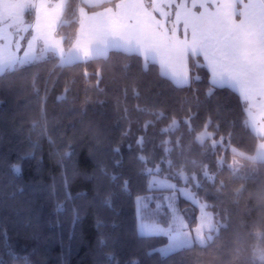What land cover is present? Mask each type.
I'll return each mask as SVG.
<instances>
[{
  "label": "trees",
  "instance_id": "trees-1",
  "mask_svg": "<svg viewBox=\"0 0 264 264\" xmlns=\"http://www.w3.org/2000/svg\"><path fill=\"white\" fill-rule=\"evenodd\" d=\"M117 1L90 7L88 11L113 6ZM77 2L72 0L73 4ZM78 27V13L63 16L56 34L64 38L65 49L71 47ZM55 64V60L42 62L0 78V223L7 229V236L0 239V258L5 264H24L25 258L31 264H109V255L113 257L111 264H129L131 260L139 264H251L254 243H262L254 232L264 231V207L258 206L255 197H249L255 192L253 179L247 181V190L238 205L231 203L230 195L217 194L211 184L206 185L208 202L218 210L226 209L231 216L229 229L222 231L211 247H197L168 258L148 256V247L162 246L166 238L144 239L134 231L135 197L146 194V178L141 174L138 156L159 160L163 141L168 139L172 141L168 145L173 148L172 158L179 159L175 141L182 137L187 145L185 127L181 125L178 131L168 134H162L161 129L172 115L180 118L185 114L192 89H198L196 94L201 101L199 108L193 106V111L199 113L194 126L199 130L210 115L213 126L218 121L222 124L217 137L226 135L230 130L226 114L237 112V94L225 87L217 88L208 97L206 69L201 72L205 82L194 83L192 89H177L159 75L158 65L144 72L142 58L123 53L113 52L107 59L63 69ZM84 71L100 72L99 88L86 86L95 85L96 76L86 82ZM34 73H38L35 87ZM68 81L71 90L65 99L58 100ZM133 87L139 92L138 97L133 94ZM160 109L165 118L156 121L153 113ZM149 120L155 121L154 126L145 129ZM231 130L233 146L240 150L254 143L252 133L242 122ZM141 136L143 151L136 143ZM116 147L120 152L114 151ZM199 151V146L193 145L189 159L202 160L216 171V157L201 158ZM219 154L217 150L216 155ZM231 156L229 150L226 163ZM21 157L22 171L15 175L8 165ZM164 168L167 170L166 164ZM113 175L118 179L112 180ZM124 180L129 181L126 191L121 188ZM219 180L226 181L229 193L242 183L230 178L226 166L218 173ZM256 182H264V169ZM68 194L71 199H66ZM109 195L110 207L104 203ZM200 195L204 196V190ZM58 203L64 204L63 210H57ZM180 206H185L182 198ZM72 209L79 213L75 225ZM236 248L240 250L239 261L235 260ZM9 249L21 259H11Z\"/></svg>",
  "mask_w": 264,
  "mask_h": 264
},
{
  "label": "snow or ice",
  "instance_id": "snow-or-ice-1",
  "mask_svg": "<svg viewBox=\"0 0 264 264\" xmlns=\"http://www.w3.org/2000/svg\"><path fill=\"white\" fill-rule=\"evenodd\" d=\"M105 2L111 0H79L75 4L72 0H55V6L53 0H0V78L50 60L56 61L54 67L63 69L107 59L115 52L142 58L144 72L158 65L159 75L177 89H192L194 83L205 82L201 76L205 69L208 97H212L217 88H230L237 94L238 101L237 112L226 114L230 129L226 135L217 137L222 124L218 121L213 126L210 115L199 130L194 126L199 113L193 111V106L199 108L201 101L196 94L198 89H192L185 114L180 118L172 115L161 129L162 134H168L178 131L181 125L185 127L189 137L187 145L182 137L175 141L179 159L172 158L173 148L168 146L172 141L168 139L163 141L165 146L159 160L143 154L138 156L141 174L146 178V194L135 197L134 231L144 239L162 237L167 241L163 246H149L146 255L168 258L197 247L202 250L211 247L221 232L229 229L231 216L226 209L218 210L208 202L207 184H211L217 194L230 195L231 203L238 205L247 190V181L253 179L255 192L249 193V197H255L258 206L264 207V182H256L264 169V124L254 119V109L264 108V0H118L102 12L88 14V8ZM68 12L79 14L80 28L71 47L65 50L64 38L57 40L56 32ZM181 27L183 39L178 34ZM20 52L23 55H19ZM92 75L96 76V84L86 86L99 88V71H84V80L89 82ZM37 76L38 73L33 74V87ZM70 90L71 81H68L57 99H65ZM133 94L139 96L135 87ZM153 114L156 121L165 118L162 109ZM239 122L252 133L254 140L243 151L232 143L231 128ZM154 123L146 121L144 128ZM136 143L143 151L144 137H138ZM193 145L199 146L201 158L216 157V171L202 160L189 159ZM217 150L219 155H216ZM229 150L231 161L226 163ZM114 151L120 152V148ZM22 159L8 165L13 174L21 173L19 161ZM225 166L230 178L242 181L230 193L225 180L217 182L218 173ZM111 179L118 178L113 175ZM128 185L129 181L124 180L121 188L126 191ZM181 198L184 207L180 206ZM66 199H71L70 194ZM147 201H154L155 207L148 210ZM104 203L111 206L110 195L105 197ZM63 209L64 204L58 203L57 210ZM72 212L75 225L79 213L77 209ZM254 235L262 243L252 249L251 264H264V231H255ZM6 236V226L0 223V239ZM234 251L235 260L239 261L240 250ZM7 254L13 260L21 259L11 249ZM112 259L109 255V264ZM0 264H5L2 258ZM24 264L31 262L25 258ZM129 264H139V261L131 260Z\"/></svg>",
  "mask_w": 264,
  "mask_h": 264
},
{
  "label": "crops",
  "instance_id": "crops-1",
  "mask_svg": "<svg viewBox=\"0 0 264 264\" xmlns=\"http://www.w3.org/2000/svg\"><path fill=\"white\" fill-rule=\"evenodd\" d=\"M54 6H55V2H54ZM102 11L103 10H100L98 12H102ZM88 14L91 15V13H88ZM79 28H80V26H79ZM182 32H183V29L181 27L180 32L178 33L180 35L181 39H183V33ZM189 37H190V35H189ZM254 113H255L254 119L256 121H258L259 123L264 124V108H256V109H254Z\"/></svg>",
  "mask_w": 264,
  "mask_h": 264
},
{
  "label": "rangeland",
  "instance_id": "rangeland-1",
  "mask_svg": "<svg viewBox=\"0 0 264 264\" xmlns=\"http://www.w3.org/2000/svg\"><path fill=\"white\" fill-rule=\"evenodd\" d=\"M118 2V1H117ZM54 4V3H53ZM107 7H109V6H106V7H104V8H107ZM110 7H112V6H110ZM104 8H102V9H100V10H103ZM100 10H93V11H88V13H93V12H98V11H100ZM158 15V14H157ZM159 18V17H158ZM79 26H80V23H79ZM78 29H79V27H78ZM78 29H77V32H78ZM183 33V32H182ZM189 35H190V33H189ZM56 38H57V40H60L61 38H62V36H59V35H57L56 34ZM63 46H64V44H63ZM65 50H67V49H65ZM19 55H23V52H20L19 53ZM211 131V130H210ZM157 194H159V193H157ZM147 203V206H148V210H151V209H153L154 207H155V202L154 201H147L146 202ZM163 246V245H162ZM257 246H259V245H257V242H255L254 243V248L255 247H257Z\"/></svg>",
  "mask_w": 264,
  "mask_h": 264
}]
</instances>
